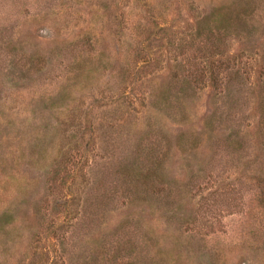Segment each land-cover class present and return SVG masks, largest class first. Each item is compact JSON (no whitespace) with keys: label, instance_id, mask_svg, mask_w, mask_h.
Listing matches in <instances>:
<instances>
[{"label":"rangeland","instance_id":"rangeland-1","mask_svg":"<svg viewBox=\"0 0 264 264\" xmlns=\"http://www.w3.org/2000/svg\"><path fill=\"white\" fill-rule=\"evenodd\" d=\"M0 264H264V0H0Z\"/></svg>","mask_w":264,"mask_h":264}]
</instances>
